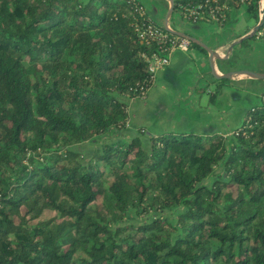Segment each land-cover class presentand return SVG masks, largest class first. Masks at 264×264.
<instances>
[{"label":"trees","instance_id":"obj_1","mask_svg":"<svg viewBox=\"0 0 264 264\" xmlns=\"http://www.w3.org/2000/svg\"><path fill=\"white\" fill-rule=\"evenodd\" d=\"M137 6L0 0V264H264V93L229 137H134L87 164L70 149L125 128L155 50ZM152 204L183 210L123 224Z\"/></svg>","mask_w":264,"mask_h":264},{"label":"crops","instance_id":"obj_2","mask_svg":"<svg viewBox=\"0 0 264 264\" xmlns=\"http://www.w3.org/2000/svg\"><path fill=\"white\" fill-rule=\"evenodd\" d=\"M164 1L166 14L157 23L163 26L170 8L169 0ZM145 13L149 19L148 13ZM186 24L183 31L173 29L169 22L167 26L171 31L190 38L193 44L204 49L206 53L199 52L195 47H190L187 51L173 52L168 67L156 74L143 99H121L126 105L127 125L120 132L126 142L134 137H146L149 140L167 133L227 135L245 122L240 117V112L232 115L230 106L227 111L222 110L221 103L216 102L215 98H225L228 93L226 91L231 89L234 91L235 100L244 101L247 108L248 95H258L256 91H249V87L253 90L251 85L261 79L241 75L223 79L227 82L222 84L217 82L220 78L217 79L214 75L220 77L235 71L264 74V69L251 70L244 68L241 62H233L235 59H245V55L255 49L263 51V41H243L223 55L230 44L249 35L258 20L243 6L232 10L226 23L222 25ZM242 91L245 93L242 94Z\"/></svg>","mask_w":264,"mask_h":264},{"label":"rangeland","instance_id":"obj_3","mask_svg":"<svg viewBox=\"0 0 264 264\" xmlns=\"http://www.w3.org/2000/svg\"><path fill=\"white\" fill-rule=\"evenodd\" d=\"M153 1L154 3H152ZM140 7L142 10L148 13L149 19L153 21L154 23H160L162 19L164 18L166 14V2L164 0H138ZM246 7L245 1H242L238 5H234V8H230L229 13L227 14V17H229L230 12L236 8L239 7ZM264 8V0H259L257 2V7L256 11L252 13L253 18L256 19L255 17L258 16V23L260 21L261 17V12ZM145 18H147V15L145 13ZM170 26L175 29V30H185V26L187 25L185 22L181 20V18L178 16V13L176 11L172 12L171 16L168 19ZM160 25V24H159ZM163 26V25H162ZM258 41H263L264 43V32H258L256 35V38ZM233 62L242 64L244 68L248 67L251 70H260L264 69V50L260 51L259 49L253 50L251 53H248L245 55V59H242L238 61V59H235ZM233 78H237L234 77ZM252 89L249 87V91H256L258 95L256 97L249 96L247 98V102L249 103L247 108H245V102L242 100H235L234 97V91L233 90H228L226 92L225 98H215L216 102L221 103V108L222 110L227 111L229 109V106L231 107L232 110V115L235 113H241L240 117L245 121L248 122L249 119L246 118L247 111L250 110L252 107L260 105L262 103V95L264 93V79H261L258 81V83H254L251 85ZM258 91V92H257ZM245 92L242 91V94ZM241 94H238L240 96ZM213 99L210 101L212 102ZM242 107V109H240ZM121 131V130H120ZM120 131H112L111 133L101 135L97 137L95 140L91 142H86L82 144H73L70 146V149L76 153H78L79 158L78 161L81 164H87L90 159L92 158V155L96 152V150H100L102 145L104 144H116V143H122L126 142V139L123 137L122 133ZM233 132V131H232ZM228 133L227 137L230 136L232 133ZM121 134V135H120ZM140 137V136H139ZM122 138V139H121ZM142 139L143 144L146 145V148L149 147V142L146 137H140ZM127 141H130L127 140ZM220 172L219 168L215 169V173ZM107 176V175H106ZM109 181V179H108ZM210 181V180H209ZM207 181L206 184H209L210 182ZM183 209L181 208H175L171 210H161L158 209L157 206L152 204V207L150 208V211L148 214L145 215H140L138 216L135 213H132L130 215V219H126L123 224H145V223H150L153 220L159 219V220H164V221H170L174 222V218L178 212H181Z\"/></svg>","mask_w":264,"mask_h":264},{"label":"built area","instance_id":"obj_4","mask_svg":"<svg viewBox=\"0 0 264 264\" xmlns=\"http://www.w3.org/2000/svg\"><path fill=\"white\" fill-rule=\"evenodd\" d=\"M175 11L183 22L190 24L216 23L222 25L227 20L229 6L217 0H173ZM138 18L132 22V29L139 42L147 48L155 47L150 55H142L147 65L148 78L139 84L135 91V98L143 99L152 85L156 74L168 67L173 52L187 51L191 41L187 38L176 36L171 29L166 30L162 25L156 24L145 18V13L140 6L136 10ZM127 125V121L125 127ZM231 135V134H230Z\"/></svg>","mask_w":264,"mask_h":264},{"label":"water","instance_id":"obj_5","mask_svg":"<svg viewBox=\"0 0 264 264\" xmlns=\"http://www.w3.org/2000/svg\"><path fill=\"white\" fill-rule=\"evenodd\" d=\"M169 2H170V8H169V10H168V13H167V16H166V20H165V23H164V26H163L166 30H169V28H168V26H167V25H168V19H169V17L171 16V14H172V12H173V7H174L173 0H169ZM263 20H264V8H263V10H262V12H261V17H260V21H259V23H258V24L256 25V27L251 31V33H250L249 35H247V36H245V37H243V38H241V39H239V40L233 42L232 44H230V45L226 48L225 53H224L223 55H225L227 51L231 50V49H232L233 47H235L236 45L242 43L245 39H247V38L251 37L252 35H254L255 33H257V32L259 31V28H260V26H261ZM171 32H172L174 35H176V36L184 37V38H187V39H189V40L191 41L190 38H188L187 36H185V35H183V34H178V33H175V32H173V31H171ZM223 57H224V56H223ZM211 60L213 61V57L211 58ZM212 68H213V65H212ZM241 75H247V76H249V77H251V78H256V79H264V74H257V73H253V72H250V71H235V72H229L228 74L223 75V76H220V77H217V76L214 75V77L217 78V79L220 78V79H226V80H228V79L233 78V76H241Z\"/></svg>","mask_w":264,"mask_h":264}]
</instances>
